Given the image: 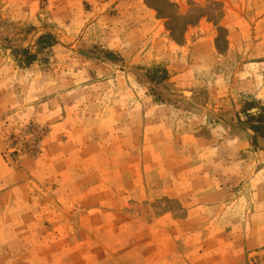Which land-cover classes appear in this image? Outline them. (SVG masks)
<instances>
[{
    "label": "rangeland",
    "instance_id": "rangeland-1",
    "mask_svg": "<svg viewBox=\"0 0 264 264\" xmlns=\"http://www.w3.org/2000/svg\"><path fill=\"white\" fill-rule=\"evenodd\" d=\"M247 104L264 0H0V264H264Z\"/></svg>",
    "mask_w": 264,
    "mask_h": 264
},
{
    "label": "trees",
    "instance_id": "trees-1",
    "mask_svg": "<svg viewBox=\"0 0 264 264\" xmlns=\"http://www.w3.org/2000/svg\"><path fill=\"white\" fill-rule=\"evenodd\" d=\"M50 39L49 36H43L38 39V46H47L45 45V42ZM25 55H27L26 52H24ZM35 60L34 56L26 57L25 64L29 65L31 62ZM165 77H162L164 79ZM254 105L247 104L244 109V118L246 123L250 124V129L254 133L256 137H260L264 139V114L261 113H253ZM261 112H264V110H260Z\"/></svg>",
    "mask_w": 264,
    "mask_h": 264
},
{
    "label": "crops",
    "instance_id": "crops-1",
    "mask_svg": "<svg viewBox=\"0 0 264 264\" xmlns=\"http://www.w3.org/2000/svg\"><path fill=\"white\" fill-rule=\"evenodd\" d=\"M7 182H8V180H2V181H0V183H2V186H0L2 191L5 190V187H3V186H5ZM6 194H0V196H4ZM262 254H264V251H262Z\"/></svg>",
    "mask_w": 264,
    "mask_h": 264
}]
</instances>
